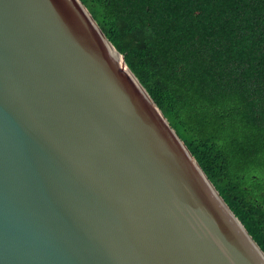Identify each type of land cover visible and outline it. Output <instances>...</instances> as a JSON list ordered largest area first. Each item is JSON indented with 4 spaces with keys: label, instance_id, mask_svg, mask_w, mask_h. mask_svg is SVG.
Listing matches in <instances>:
<instances>
[{
    "label": "water",
    "instance_id": "1",
    "mask_svg": "<svg viewBox=\"0 0 264 264\" xmlns=\"http://www.w3.org/2000/svg\"><path fill=\"white\" fill-rule=\"evenodd\" d=\"M0 264H264L80 0H0Z\"/></svg>",
    "mask_w": 264,
    "mask_h": 264
},
{
    "label": "trees",
    "instance_id": "2",
    "mask_svg": "<svg viewBox=\"0 0 264 264\" xmlns=\"http://www.w3.org/2000/svg\"><path fill=\"white\" fill-rule=\"evenodd\" d=\"M264 252V0H80Z\"/></svg>",
    "mask_w": 264,
    "mask_h": 264
}]
</instances>
